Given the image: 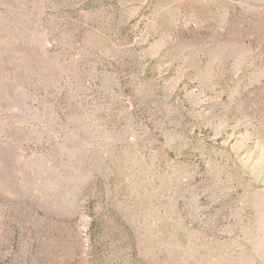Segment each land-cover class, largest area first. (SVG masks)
<instances>
[{"label": "rangeland", "instance_id": "rangeland-1", "mask_svg": "<svg viewBox=\"0 0 264 264\" xmlns=\"http://www.w3.org/2000/svg\"><path fill=\"white\" fill-rule=\"evenodd\" d=\"M0 264H264V0H0Z\"/></svg>", "mask_w": 264, "mask_h": 264}]
</instances>
